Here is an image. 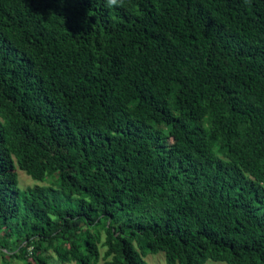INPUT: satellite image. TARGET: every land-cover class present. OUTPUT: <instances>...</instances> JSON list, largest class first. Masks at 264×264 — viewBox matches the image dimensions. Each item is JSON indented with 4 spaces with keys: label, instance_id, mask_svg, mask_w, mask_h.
Here are the masks:
<instances>
[{
    "label": "trees",
    "instance_id": "1",
    "mask_svg": "<svg viewBox=\"0 0 264 264\" xmlns=\"http://www.w3.org/2000/svg\"><path fill=\"white\" fill-rule=\"evenodd\" d=\"M50 250L264 264V0H0V252Z\"/></svg>",
    "mask_w": 264,
    "mask_h": 264
},
{
    "label": "rangeland",
    "instance_id": "2",
    "mask_svg": "<svg viewBox=\"0 0 264 264\" xmlns=\"http://www.w3.org/2000/svg\"><path fill=\"white\" fill-rule=\"evenodd\" d=\"M17 172L19 175L20 187L22 189H25L27 187H32V186L36 185L37 183H40L38 181L32 180L29 176H27L21 170H17ZM44 185H47V183H44ZM101 249H102L101 252L103 255L104 248L101 247ZM5 255H6V253L0 252V264H23L21 261H19L17 259L10 258L9 255H7V257L4 258ZM47 256H48V264H59L55 254L52 252V250L48 251ZM145 260L149 264H167L163 253H158V254H154V255L148 254L147 257L145 258ZM98 264H105V261L101 258L100 262ZM208 264H225V263L208 261Z\"/></svg>",
    "mask_w": 264,
    "mask_h": 264
},
{
    "label": "clouds",
    "instance_id": "3",
    "mask_svg": "<svg viewBox=\"0 0 264 264\" xmlns=\"http://www.w3.org/2000/svg\"><path fill=\"white\" fill-rule=\"evenodd\" d=\"M124 6V0H105V7L107 9H114Z\"/></svg>",
    "mask_w": 264,
    "mask_h": 264
}]
</instances>
